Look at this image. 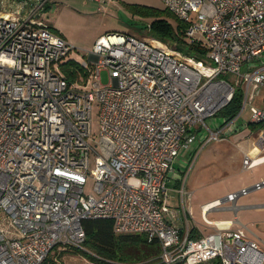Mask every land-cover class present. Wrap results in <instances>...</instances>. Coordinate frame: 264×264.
Segmentation results:
<instances>
[{
  "label": "built area",
  "instance_id": "1",
  "mask_svg": "<svg viewBox=\"0 0 264 264\" xmlns=\"http://www.w3.org/2000/svg\"><path fill=\"white\" fill-rule=\"evenodd\" d=\"M47 1L0 0V264H40L55 247H80L87 217L156 239V262L138 264H264L261 241L233 227L236 218H207L224 202L235 212L264 179L204 204L212 228L193 234L192 192L177 166L196 141L247 125L243 108L264 86V0H162L186 24L181 39L204 47V58L175 41L113 31L76 61L74 80L61 67L73 46L41 18ZM238 88L239 110L211 126L206 120ZM249 111L257 155L244 153L243 169L264 162V107ZM88 179L93 193L84 191ZM170 188L178 209L168 207Z\"/></svg>",
  "mask_w": 264,
  "mask_h": 264
},
{
  "label": "rangeland",
  "instance_id": "2",
  "mask_svg": "<svg viewBox=\"0 0 264 264\" xmlns=\"http://www.w3.org/2000/svg\"><path fill=\"white\" fill-rule=\"evenodd\" d=\"M165 7L162 0H111L103 3L95 0H49L47 16L52 26L51 30L64 37L73 46L65 61H80L87 59L88 51L92 48L95 40L102 34L116 31L130 34L136 38L151 36L150 23L159 15L158 11ZM170 20L175 25V20ZM167 43L173 46L170 41ZM81 80H83V77ZM249 106L250 103H247L243 108L242 113L245 117L249 116ZM98 112L99 105L94 100L91 110L93 136L98 131ZM221 118V115L218 114L211 119L208 118L206 121L212 126L214 123H219ZM242 129L234 133H239ZM91 142L94 144L93 139H91ZM199 144L200 142L196 141L181 151L177 162L186 158L189 153L195 152L186 169L185 179V187L192 192L193 219L190 218L189 221L193 223L196 221L202 228L210 229L212 226L205 225L202 220L201 204L214 198H223L229 192H235L242 187L250 186L254 176L260 173L264 166H256L250 170L243 171V169H239L234 150L232 151V158L227 162L228 160L220 152L221 146L217 142L211 141L204 145L200 144L201 146ZM92 164L93 155L91 154L90 166ZM224 167L228 169L225 170L228 172L224 173ZM92 186L93 181L88 179L84 185L85 193H93ZM178 203L175 188H170L167 198L168 207L178 209ZM236 204L239 207L240 201L236 202ZM222 205L226 206L228 203L224 202ZM236 212L237 217L235 216ZM236 212L233 209L210 211L207 213V218L211 220L238 218L249 229V236L257 238L254 234H258L259 230L252 221L254 212L241 208ZM237 224L239 223L237 222ZM145 246L141 245L138 249L134 248L135 250L130 247L127 248L123 262L125 264H138L145 259L151 258L147 254ZM61 249V246L55 247L50 255ZM160 251L161 247L158 243V254ZM61 261L62 264H97L85 254L78 252L66 253L62 256Z\"/></svg>",
  "mask_w": 264,
  "mask_h": 264
},
{
  "label": "trees",
  "instance_id": "3",
  "mask_svg": "<svg viewBox=\"0 0 264 264\" xmlns=\"http://www.w3.org/2000/svg\"><path fill=\"white\" fill-rule=\"evenodd\" d=\"M150 23L152 37L163 41L176 42L175 47L184 53L190 54L198 59L204 58L206 49L198 44L189 43L181 39L186 24L174 15L167 7L158 11ZM175 20V25L171 20ZM62 70L69 80H74L79 73L76 61L69 60L62 63ZM242 104V91L236 89L232 99L218 112L221 116L234 115ZM84 230V241L80 247H62L48 256L40 264H62V256L69 252L85 254L90 260L97 264H125L123 262L127 248L138 249L146 245L150 263L156 262L158 258V241L154 238L148 239L143 233H116L113 230L111 218L99 217L83 218L81 221ZM135 248V249H134ZM142 261V262H144Z\"/></svg>",
  "mask_w": 264,
  "mask_h": 264
},
{
  "label": "crops",
  "instance_id": "4",
  "mask_svg": "<svg viewBox=\"0 0 264 264\" xmlns=\"http://www.w3.org/2000/svg\"><path fill=\"white\" fill-rule=\"evenodd\" d=\"M48 2H49V0L46 3L45 10L41 14V18L44 21H46L51 28L52 26L49 23V20H48L49 18L47 16ZM251 89L253 91V87ZM249 103H250V105H255L257 107H264V86H260L258 88L257 93H255L252 96L250 95V102ZM242 115H243V113H242ZM243 117H244V119H246L247 125L243 127L244 129L241 128L242 130L239 133L235 134L233 132L234 134L230 133L226 138H224L222 140L212 141V142H217L218 144H220V146H221L220 152L223 153L224 157L227 158V160H228L227 162H229V159L232 158V155H233L232 151L233 150L235 151V154L237 156L236 160L238 161L239 169H243L242 168V159H243L244 153H249L253 156L257 155V149L253 147L254 146L253 142H254L255 136L257 134L258 124L250 122V118H251L250 111H249V116L245 117L243 115ZM191 155H192V153L191 154L189 153V155L186 158H183L181 161L177 162V166L181 172L184 170V167L187 169L188 165L190 164L191 160L193 159V157ZM256 166H264V162H261V163L255 165L254 167H256ZM225 170H228V169H226L224 167V173L228 172ZM247 170H250V169H243V171H247ZM261 179H264V169H262V171L260 173H258L257 175L254 176L253 182H251V183H254L255 181H259ZM252 191L248 192L245 195L240 196L237 199L236 202L240 201V205L237 208V210L241 208L243 210H251L254 212L252 221H253V223H255L257 225L258 230H259V233L254 234V236L257 237L261 241L262 246H264V188H261L258 190H252ZM214 199H217V198H214ZM214 199H212V200H214ZM212 200H209V201L201 204V207L204 204H206ZM228 205H229V203H228ZM228 205H226L224 208L213 209L210 211H219V210L230 209L228 207ZM245 214L249 215L248 213H245ZM235 216L237 217V212L235 213ZM227 219H232V218H221V219H212V220L215 221V220H227ZM237 222L239 224H237ZM196 223L193 224V226H195V228L193 229V234H197L199 232L201 233V232H204L206 230L211 229V228L210 229L202 228L200 226V224L197 223L199 225V228H198L197 227L198 225ZM232 226L233 227L242 226V227L246 228L247 231L249 230L246 227V225L242 224L238 220V218H236V221L234 222V224ZM248 234H249V231H248Z\"/></svg>",
  "mask_w": 264,
  "mask_h": 264
}]
</instances>
